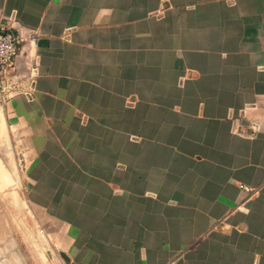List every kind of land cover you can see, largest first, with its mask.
<instances>
[{"label": "crops", "instance_id": "0c3cea01", "mask_svg": "<svg viewBox=\"0 0 264 264\" xmlns=\"http://www.w3.org/2000/svg\"><path fill=\"white\" fill-rule=\"evenodd\" d=\"M0 25L38 37L0 108L27 264H264V0H0Z\"/></svg>", "mask_w": 264, "mask_h": 264}, {"label": "rangeland", "instance_id": "374dc122", "mask_svg": "<svg viewBox=\"0 0 264 264\" xmlns=\"http://www.w3.org/2000/svg\"><path fill=\"white\" fill-rule=\"evenodd\" d=\"M1 95L3 94H0V108L2 99L5 98L4 100H6L9 96L6 94L2 98ZM256 126L255 124L250 125L251 134L242 132L238 134L243 136L254 135L259 130V126H257V130H253V127ZM6 136L4 120L0 110V264H22L19 258L13 255L17 254L18 249L13 228L19 225L22 217V215L19 217L20 206L26 204L24 198L19 196V188L23 185L19 179L22 166L11 163L12 150L3 147ZM28 217L30 216L28 215ZM10 257H14L16 261L12 259L11 263H8Z\"/></svg>", "mask_w": 264, "mask_h": 264}, {"label": "built area", "instance_id": "2783aa9c", "mask_svg": "<svg viewBox=\"0 0 264 264\" xmlns=\"http://www.w3.org/2000/svg\"><path fill=\"white\" fill-rule=\"evenodd\" d=\"M24 39L31 49L38 47V37L34 32L14 35L8 29L0 25V94H10L14 84H8L11 72L14 68V60L19 54V42ZM257 126L253 130H257Z\"/></svg>", "mask_w": 264, "mask_h": 264}, {"label": "water", "instance_id": "95a60500", "mask_svg": "<svg viewBox=\"0 0 264 264\" xmlns=\"http://www.w3.org/2000/svg\"><path fill=\"white\" fill-rule=\"evenodd\" d=\"M16 252H17L18 256L20 257V260H21L22 264H27L26 261L23 259L22 255L20 254L18 249H17Z\"/></svg>", "mask_w": 264, "mask_h": 264}]
</instances>
